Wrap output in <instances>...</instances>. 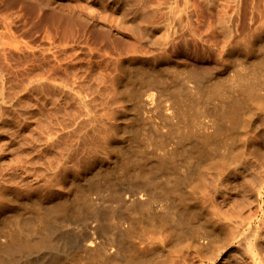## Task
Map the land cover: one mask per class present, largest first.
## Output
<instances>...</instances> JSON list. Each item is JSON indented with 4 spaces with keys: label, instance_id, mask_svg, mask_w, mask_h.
<instances>
[{
    "label": "rangeland",
    "instance_id": "374dc122",
    "mask_svg": "<svg viewBox=\"0 0 264 264\" xmlns=\"http://www.w3.org/2000/svg\"><path fill=\"white\" fill-rule=\"evenodd\" d=\"M262 96L264 0H0V264H264Z\"/></svg>",
    "mask_w": 264,
    "mask_h": 264
},
{
    "label": "bare ground",
    "instance_id": "6f19581e",
    "mask_svg": "<svg viewBox=\"0 0 264 264\" xmlns=\"http://www.w3.org/2000/svg\"><path fill=\"white\" fill-rule=\"evenodd\" d=\"M262 97H264V96H262ZM262 97L259 98V99H262ZM255 98H257V97H255ZM259 99L257 98V102H258ZM263 100H264V98H263ZM235 101H238V99H236V100L234 99V101L231 100V102H232L231 105H235V106H236V103H237V102L235 103ZM260 101H262V100H260ZM233 102H234V104H233ZM229 103H230V102H229ZM238 103H239V102H238ZM238 103H237V104H238ZM261 104H262V103H261ZM231 105H230V106H231ZM235 106H232V107L235 108ZM180 107H182V106H180ZM178 108H179V106H178ZM229 108H230V107H229ZM236 108H237V109H236V111H237V110H238V105H237ZM231 109H232V108H231ZM179 110H183V108H182V109L180 108ZM233 110L235 111V109H233ZM230 111H231V110L229 109V112H230ZM231 112H233V111H231ZM203 156H204V155H203ZM198 157H199V156H198ZM202 158H203V157H202ZM202 158H201V159H202ZM199 159H200V157H199ZM199 159L197 158L198 161H199ZM201 159H200V161H201ZM203 160H205V157L203 158ZM198 161H197V164H198ZM205 161H206V160H205ZM201 162H202V164L204 163V161H201ZM200 164H201V163H200ZM202 164H201V165H202ZM198 165H199V164H198ZM134 200H135V199H134ZM57 213H58V212H57ZM60 214H61V213H60ZM64 214H65V213H64ZM64 214H61V215H64ZM64 216L66 217V214H65ZM61 217H62V216H61ZM45 237L47 238V236H45ZM45 237H44V238H45ZM39 238H41V237L39 236ZM39 238H38V240H36L35 242L31 243V245L34 246L33 244H38V243L40 244V242H42V241H40L41 239L39 240ZM47 239H49V238H47ZM114 239H115V238H114ZM18 240H19V238H18ZM49 240H50V239H49ZM12 241H13V240H12ZM16 241H17V239H16ZM20 241H21V240H20ZM20 241H17V242H20ZM32 241H33V240H32ZM51 241H54V240H51ZM10 242H11V241H10ZM10 242H9V243H10ZM14 242H15V241H14ZM48 242H49V241H48ZM90 242H91V241H90ZM112 242L114 243L113 240H112ZM9 243H7V244L10 245ZM12 244H14V243L12 242ZM15 244H16V243H15ZM21 244L24 245L23 243H21ZM25 244H26V243H25ZM29 244H30V243H29ZM4 245H5V244H4ZM18 245H20V244H18ZM52 245H53V244H52ZM10 246H11V245H10ZM12 246H13V245H12ZM32 246H31V248H32ZM40 246H41V245H40ZM28 247H29V246H28ZM34 247H35V246H34ZM37 247H38V246H37ZM101 247H102V246H101ZM24 248H27V247H25V245L20 247V249L23 250L22 252L29 251V249H30V248H29L28 250L25 251ZM35 248H36V247H35ZM12 249H13V248H12ZM12 249H11V251H12ZM13 250H14V249H13ZM30 251H31V250H30ZM121 251H122V250H121V248H120V252H121ZM7 252H8V251H7ZM17 252L20 253L19 251H17ZM17 252H16L15 255L13 254L15 258H16V256H18ZM118 252H119V249H118ZM0 253H1V252H0ZM3 253H4V252H3ZM3 253H2V254H3ZM13 253H15V251H13ZM8 254H9V252H8ZM8 254H7V256H8ZM21 254H22V253H21ZM24 254H25V253H24ZM27 254H29V253H27ZM54 255H55V254H54ZM56 255H57V253H56ZM0 256H1V254H0ZM2 256H4V255H2ZM9 256H11V254H10ZM25 256H26V255H25ZM14 257H13V259H14ZM21 257H22V256H21ZM21 257H19V258H21ZM23 257H24V256H23ZM23 257H22V258H23ZM1 258H3V257H1ZM1 258H0V259H1ZM19 258H18V260H17V259H15V260H16V261H19ZM11 259H12V256H11ZM1 261H2V259H1ZM20 261H21V260H20ZM22 262L24 263L25 261L23 260ZM101 263H102V262H101ZM102 264H103V263H102Z\"/></svg>",
    "mask_w": 264,
    "mask_h": 264
}]
</instances>
